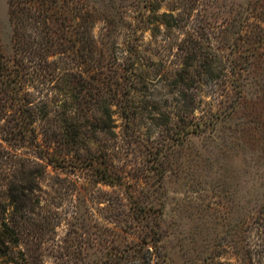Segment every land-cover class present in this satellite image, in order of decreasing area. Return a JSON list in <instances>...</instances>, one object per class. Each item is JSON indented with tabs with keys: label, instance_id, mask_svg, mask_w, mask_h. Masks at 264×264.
<instances>
[{
	"label": "rangeland",
	"instance_id": "1",
	"mask_svg": "<svg viewBox=\"0 0 264 264\" xmlns=\"http://www.w3.org/2000/svg\"><path fill=\"white\" fill-rule=\"evenodd\" d=\"M66 1L89 32L78 44L109 52L113 65L135 60V81L143 80L132 90L138 107L149 100V110L155 104L171 121L157 125L148 118L155 111L139 109L125 126L115 114V135L89 141L104 163L96 167L120 176L114 185L97 182L93 166L48 164L35 146L0 138L9 154L0 157V201L10 202L2 184L32 185L29 217L52 229L37 235L26 221L27 236L0 245V264H264V0ZM8 11L0 0V46L9 57ZM163 12L178 16V25L150 23ZM182 67L188 87L175 81ZM182 114L218 118L205 131L171 139ZM139 206H151L147 217L136 215Z\"/></svg>",
	"mask_w": 264,
	"mask_h": 264
},
{
	"label": "trees",
	"instance_id": "2",
	"mask_svg": "<svg viewBox=\"0 0 264 264\" xmlns=\"http://www.w3.org/2000/svg\"><path fill=\"white\" fill-rule=\"evenodd\" d=\"M67 2L7 0L12 27V55H5L0 46V138L12 147L24 143L35 146L48 164L59 167L74 165L80 169L93 166L97 182L118 184L120 176L109 173L107 166L100 167L104 163L91 153L89 141H96L100 134L109 138L115 135V114L125 126H129L141 114L139 109L142 112L152 110L155 114L148 118L157 121V125H167L171 121L170 112L155 104L149 110V100L145 99L139 101L144 102L143 107H138L132 90L143 80L135 81L139 76L135 60L123 66L113 65L108 50L105 57L94 44H78V36L82 37L80 33L84 35L87 31L79 29L78 20H83L84 16L78 14L76 8L65 6ZM149 19L150 23L162 22L167 29L179 22L178 16L166 12L153 14ZM66 46L72 53L67 57L76 59L75 68L66 61ZM130 48L135 49L134 45ZM56 54L60 57L49 59ZM112 69L118 71L117 75H110ZM185 69L177 70L175 81L188 87L192 79ZM30 85L33 91L29 89ZM173 99L179 102L178 98ZM181 99L185 103L187 93L182 94ZM179 117L180 126L168 136L171 139L205 131L204 126L215 124L218 118L210 116L202 121L183 114ZM37 120L41 121L39 127L36 126ZM5 153L8 154L0 142V157ZM97 163H100L98 167ZM12 165L8 161L5 163L8 170ZM20 170L25 174L28 169L22 165ZM24 184L17 179L2 184L6 187L2 196L6 195L10 202L0 201V245L5 244V239L18 243L20 237L27 236L26 221L36 226L34 232L37 235L52 230L47 221L38 224L31 221L29 213L33 206L27 204L30 197L26 191L31 190L32 185ZM2 191L0 189V196ZM134 209L136 215L147 217L151 206Z\"/></svg>",
	"mask_w": 264,
	"mask_h": 264
}]
</instances>
